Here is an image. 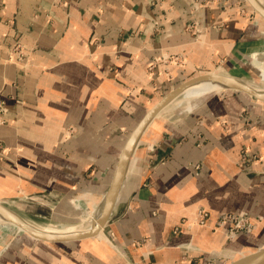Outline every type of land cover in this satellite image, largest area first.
<instances>
[{
    "label": "crops",
    "instance_id": "crops-1",
    "mask_svg": "<svg viewBox=\"0 0 264 264\" xmlns=\"http://www.w3.org/2000/svg\"><path fill=\"white\" fill-rule=\"evenodd\" d=\"M252 14L243 0H0V200L45 218L71 213L73 198L96 210L165 94L199 74H258L264 22ZM167 109L98 237L23 234L0 246V264H230L264 248V103L224 90ZM228 214L251 227L231 236L218 223Z\"/></svg>",
    "mask_w": 264,
    "mask_h": 264
},
{
    "label": "water",
    "instance_id": "water-1",
    "mask_svg": "<svg viewBox=\"0 0 264 264\" xmlns=\"http://www.w3.org/2000/svg\"><path fill=\"white\" fill-rule=\"evenodd\" d=\"M250 8L257 13L264 21V5L259 0H245ZM212 83L218 85L222 90L236 91L243 93L251 99L264 103V89H257L250 86L249 82L240 77L229 74L210 72L199 74L180 83L174 89L165 94L157 103H155L141 118L136 127L130 133L116 164L110 186L104 196L101 207L102 212L97 219L89 220L87 224L74 226L77 229L73 231H49L45 227L30 225L25 218L16 213L6 201L0 200V221L20 228L27 232L32 239L47 243H69L98 237L101 229L109 222L115 204L118 200L120 190L123 186L125 177L129 171L132 158L136 149L154 120L167 109L173 101L188 88L201 84ZM230 264H264V248L256 250L251 254L237 259Z\"/></svg>",
    "mask_w": 264,
    "mask_h": 264
},
{
    "label": "rangeland",
    "instance_id": "rangeland-1",
    "mask_svg": "<svg viewBox=\"0 0 264 264\" xmlns=\"http://www.w3.org/2000/svg\"><path fill=\"white\" fill-rule=\"evenodd\" d=\"M243 1H244L245 6L249 9H251L250 6L247 4V2L245 0H243ZM251 17L254 19H256L258 17L261 22H264L262 20V18L255 12H254V14L251 15ZM15 47L16 48L18 47V48H20V50L24 51L23 61H26L28 55L26 53L24 46L17 44ZM15 47H13V50ZM256 69H258V71H257L258 73L261 71V68H256ZM218 73L225 74V71L222 70ZM254 77L249 75V76H247V78H241V79H244L249 83H254L257 86L264 88V82L260 81V76L258 74H256V75L254 74ZM221 91H224V90H221ZM221 91H219V92H221ZM225 91H228V90H225ZM167 111H168L167 117L172 118V117L177 116L181 112H187V109H183L182 106H180V105L179 106L171 105V107L168 108ZM1 147L2 146H0V148ZM70 204H72L71 205L72 207L70 208V210L72 209L71 213H69L67 215V214H63L62 212H58V214L54 215V217H52V218L49 216L47 218H45V216L43 217L42 215H41V217L37 216L38 213L36 214L35 207L29 208L27 206H23V208L20 210L18 209L17 206H15L14 208H12V207L11 208L16 213H18L21 217L29 220L31 223L35 224L36 226H40V227H51L52 226L54 228L62 229V228H64V226L65 227H68L70 225L71 226L72 225L80 226V225H83L84 222H86L84 224H87V221H85V218L91 213L92 210L94 211V209L92 208L93 206H90L88 201L82 200V199L78 200L77 198L71 199ZM16 231H17V228H15L14 226L7 224V223L0 222V246L2 245L3 249L5 248V250H6V248L10 247L8 245L6 246L5 244H3L4 242L9 241L8 243L10 245H11V243L14 244L12 241L19 239L20 237H22L23 234H25L22 231H20L21 233H17ZM29 238H31V237H29ZM33 241H34V239H33ZM34 242H37V240Z\"/></svg>",
    "mask_w": 264,
    "mask_h": 264
},
{
    "label": "bare ground",
    "instance_id": "bare-ground-1",
    "mask_svg": "<svg viewBox=\"0 0 264 264\" xmlns=\"http://www.w3.org/2000/svg\"><path fill=\"white\" fill-rule=\"evenodd\" d=\"M261 2H263L262 0H259ZM253 66L255 68H261V71L258 73V75L260 76V81H263L264 82V54H255L254 55V62H253ZM218 73V72H217ZM254 77V76H253ZM255 78V77H254ZM250 86L252 87H255L257 89H264L260 86H257L255 85L254 83H249ZM222 88L219 87L218 85H215V84H212V83H201V84H198V85H195V86H192L190 88H188L187 90H185L181 95L180 97H178L175 101L172 102L171 105H177V106H182L183 109H187V110H191L192 107H193V101L197 100V99H200L208 94H211V93H215V92H219L221 91ZM203 100V99H202ZM171 105L168 107L170 108ZM197 106V105H196ZM171 113V112H170ZM134 160H135V155L134 157L132 158V161L131 163L133 164L134 163ZM88 197V196H87ZM90 199V198H89ZM88 200V198H87ZM104 200V199H103ZM102 200V201H103ZM91 204V203H90ZM101 204L102 202L100 203L99 207L96 208V210H92L91 213L85 218V221H89V220H94L97 222V219L99 218L101 212H102V208L103 206L101 207ZM95 209V208H93ZM24 219V218H23ZM26 220V219H25ZM2 222V221H0ZM26 222L30 225H33V223H31L30 221L26 220ZM86 223V222H84ZM83 223V225H84ZM82 224V223H81ZM58 225V224H57ZM60 225V224H59ZM67 225V224H66ZM47 226V225H46ZM62 226V225H61ZM57 227V226H56ZM17 228V227H15ZM47 230H51V231H73V230H76L77 228L74 227V225H70L68 227H65L62 228V229H58V228H54V227H45ZM17 230L21 231L20 228H17ZM103 229H101L102 231ZM100 231V232H101ZM23 232V230H22ZM26 235H29L27 232H24ZM251 254V253H249ZM249 254H245V255H242L240 258L238 259H241ZM237 260V259H236Z\"/></svg>",
    "mask_w": 264,
    "mask_h": 264
},
{
    "label": "built area",
    "instance_id": "built-area-1",
    "mask_svg": "<svg viewBox=\"0 0 264 264\" xmlns=\"http://www.w3.org/2000/svg\"><path fill=\"white\" fill-rule=\"evenodd\" d=\"M15 48L13 50V53L18 55V58L20 60H23L24 51L20 50V48H18V47L16 49ZM3 112H4V106H3V104H0V124L5 123V120L2 117ZM199 216H200V219H197L198 222L200 224H204L206 219H207V212L200 210ZM218 223L219 224H224V223L225 224H227V223L232 224L230 229H229V234L231 236L235 235L237 232H239L241 230H246V229H249L251 227L250 222L247 220V218L245 216H242V215L237 216V215L228 214V215L224 216L222 219H220Z\"/></svg>",
    "mask_w": 264,
    "mask_h": 264
}]
</instances>
